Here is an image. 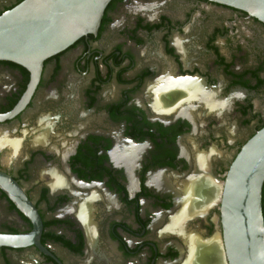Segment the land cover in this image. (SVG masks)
<instances>
[{"label":"flooded vegetation","instance_id":"1","mask_svg":"<svg viewBox=\"0 0 264 264\" xmlns=\"http://www.w3.org/2000/svg\"><path fill=\"white\" fill-rule=\"evenodd\" d=\"M21 1L0 0V14ZM31 83L0 60V174L39 222L0 186V233L40 226L0 246V264H188V237L221 226L216 204L173 223L184 183L221 185L264 126V22L212 0H109L27 97Z\"/></svg>","mask_w":264,"mask_h":264},{"label":"water","instance_id":"2","mask_svg":"<svg viewBox=\"0 0 264 264\" xmlns=\"http://www.w3.org/2000/svg\"><path fill=\"white\" fill-rule=\"evenodd\" d=\"M108 1L22 0L0 14V60L16 62L31 71L27 97L43 61L83 35L95 33ZM212 1L245 10L264 22V0ZM221 182L216 202L221 231L215 234L220 236L227 264H264V126L242 145ZM0 186L39 224L37 213L14 181L0 174ZM36 228L37 235L0 233V246L27 245L38 237L40 226Z\"/></svg>","mask_w":264,"mask_h":264},{"label":"bare ground","instance_id":"3","mask_svg":"<svg viewBox=\"0 0 264 264\" xmlns=\"http://www.w3.org/2000/svg\"><path fill=\"white\" fill-rule=\"evenodd\" d=\"M181 94L185 95L186 93L183 91L176 92L173 96ZM2 143H6V140L0 139V144ZM196 164L204 170L209 166V158L204 155L197 156ZM216 182L218 181L209 177L195 176L184 183L185 186L183 187V193L180 198V203L182 204L181 211L173 219V223L180 226L189 215L191 216L197 211L206 210L208 207L216 204V202L218 203V198L222 191V182L220 181L221 185H219V182ZM84 208V206L81 208V214ZM85 216L83 214L82 217L85 218ZM186 241L190 251V256L187 261L188 264H227L219 235H214L206 243L202 242L197 236L188 237Z\"/></svg>","mask_w":264,"mask_h":264}]
</instances>
